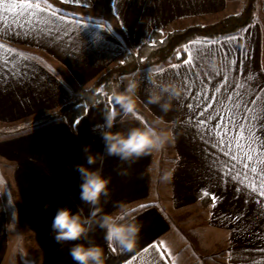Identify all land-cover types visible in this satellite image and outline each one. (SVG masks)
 <instances>
[{"label": "crops", "instance_id": "0c3cea01", "mask_svg": "<svg viewBox=\"0 0 264 264\" xmlns=\"http://www.w3.org/2000/svg\"><path fill=\"white\" fill-rule=\"evenodd\" d=\"M243 1L14 0L51 5L47 15L55 10L71 28L63 39L15 26L0 31V264H73L72 244H57L50 237L51 221L56 208L75 211L80 203L79 174L70 166L84 163V145L103 152L111 96L107 104L88 105L71 123L57 108L126 49L137 48L153 29L215 21L239 11ZM101 14L105 17L97 18ZM189 49L194 56L190 65L184 63ZM182 52L180 61L155 63L115 81V91H123L128 78L136 79L139 89L136 116L123 122L117 117L112 131L152 125L159 118L158 127L170 131L174 140L164 150L165 187L152 186L150 177L161 152L132 165L130 177L117 175L120 162L115 157L105 159L103 175L111 177V199L104 211H115L119 203L150 207L135 213L142 229L133 250L110 249L100 230L94 239L105 248L106 264H178L184 262L181 252L189 248L195 249L188 255L194 258L190 264L199 259L196 252L205 254L209 264V254L214 258L219 251L218 264H264V197L233 179L243 166L214 146L218 137L210 131L233 114L238 113L240 122L251 118L246 107L264 109V0H258L254 20L240 31L189 41ZM186 71L187 80L182 75ZM168 81L178 82L184 91L165 114L148 104L147 96L154 82ZM228 127L229 135L238 131ZM257 134L264 139V130ZM233 164L236 171L229 175ZM45 204L50 205L47 210ZM181 229L187 231L185 243ZM161 242L165 248L153 251Z\"/></svg>", "mask_w": 264, "mask_h": 264}, {"label": "clouds", "instance_id": "9594fccd", "mask_svg": "<svg viewBox=\"0 0 264 264\" xmlns=\"http://www.w3.org/2000/svg\"><path fill=\"white\" fill-rule=\"evenodd\" d=\"M138 89L139 82L128 78L123 91L111 93L112 106L105 122L107 131L102 135L103 152H93L90 145H84L81 149L84 163L70 166L79 174L80 203L75 206V211L68 206L56 208L49 234L57 244H72L69 256L73 264H106L105 248L94 239L97 230L103 232V240L110 249L131 251L137 246L142 224L135 215V208L119 203L114 205L115 211H104L103 206L111 199V177L103 175L105 159L115 157L120 162L117 175L130 177L132 165L141 158L161 152L174 140L170 131L158 127L162 122L159 118L152 125L130 127L124 132L112 131L117 117L123 122L126 118L136 116ZM183 91L182 86L175 81L154 82L153 88L148 91L147 103L157 105L166 114L172 110L173 101L179 100ZM97 164L98 167H93ZM167 179V174L161 176V180ZM84 206H87V214ZM49 207L45 204L44 210ZM20 239L18 237V243Z\"/></svg>", "mask_w": 264, "mask_h": 264}, {"label": "snow or ice", "instance_id": "6c2138e0", "mask_svg": "<svg viewBox=\"0 0 264 264\" xmlns=\"http://www.w3.org/2000/svg\"><path fill=\"white\" fill-rule=\"evenodd\" d=\"M49 9H51V5L42 6L39 2L18 3L14 2V0H0V31L5 29L12 30L15 26L19 29L27 28L29 33L38 30L40 33H45L55 39L68 37L71 25L64 20L63 16L57 18L55 10L51 11L50 16L47 15ZM41 24L44 27H40ZM232 39H235V37H232ZM188 51V59L184 63L190 65L194 56L192 50L189 49ZM173 67L179 66L173 65ZM182 75L186 80L190 79L187 71ZM193 84L194 82L188 84L187 87L191 88ZM188 107L191 108V105H188ZM235 107L238 108L239 104L235 105ZM245 111L252 113L251 118L246 116L244 122H240L236 119L238 113L233 114L230 118L222 119L221 123L210 131L214 132L218 137L214 146H220L225 156H230L233 161L243 166L233 176V179L238 180L241 184H246L252 192H258L261 197H264V150H261L264 149V139L257 134L258 131L264 130V116L259 114L264 109H250L246 107ZM203 125L204 121H199V126ZM228 125H232V128L238 129V131L229 135L231 129ZM216 163V161L212 162L213 165H216ZM219 164L223 167L225 162L220 161ZM258 167L260 168L259 173L257 171ZM232 171H236V164L232 165L227 174L231 175ZM253 176L255 179H253ZM257 180L259 181V187H257ZM205 195H207L206 192ZM147 207H150V205L142 204L135 208L134 211L138 212ZM152 248L153 251H156L164 249L165 246L161 242L158 245H153ZM144 251L147 252L148 248H145ZM160 255L162 258L164 252L161 251ZM153 260H156V257H153ZM173 264H175L174 261Z\"/></svg>", "mask_w": 264, "mask_h": 264}, {"label": "trees", "instance_id": "16d2710c", "mask_svg": "<svg viewBox=\"0 0 264 264\" xmlns=\"http://www.w3.org/2000/svg\"><path fill=\"white\" fill-rule=\"evenodd\" d=\"M258 0H246L237 12L208 23H191L182 27L153 29L148 38L135 49H126L108 68L98 74L86 87L81 88L56 110L71 123L85 108L98 101L109 102L115 91V81L146 66L168 60L180 61L182 47L192 40L210 41L240 31L255 18Z\"/></svg>", "mask_w": 264, "mask_h": 264}, {"label": "rangeland", "instance_id": "374dc122", "mask_svg": "<svg viewBox=\"0 0 264 264\" xmlns=\"http://www.w3.org/2000/svg\"><path fill=\"white\" fill-rule=\"evenodd\" d=\"M238 2H239V0H238ZM243 2H244V4H243ZM242 2V6L240 7V9L245 5V2H246V0L245 1H243ZM239 5V4H238ZM238 7V6H237ZM233 9H234V7H233ZM235 9H238V8H235ZM103 15V16H102ZM105 16H104V14H101V15H97V18H104ZM160 129H162V128H160ZM165 130H167L166 128H165ZM165 148L161 151V158H160V160H158L157 162H155L154 161V164H153V166H154V168L152 169V172H150V177H151V185L153 186V185H155V184H157V185H162L163 187H165V183L167 182V180H161V176L162 175H165V174H167V167H165V162H166V160H165ZM154 160H155V158H154ZM159 167H160V169H159ZM161 183V184H160ZM182 230V232H183V236H184V243H185V239H186V234H187V231L185 232V230L184 229H181ZM191 240V239H190ZM184 243L182 244V242H181V247L184 245ZM172 245V244H171ZM174 247H172L171 246V249L169 250V251H171L170 252V254L172 255V253H174L175 251H174ZM192 250L193 251H191L190 250V248H189V250L187 249V251L184 253L183 251L181 252V257L184 259V262H185V264H190V262L192 263V260H194V258H188V255H190V254H192L193 252H195L194 250L195 249H193L192 248ZM174 251V252H173ZM175 255V254H174ZM177 255H180V254H177ZM196 255H198V260H197V262H195V264H205L206 263V258L207 257H205L206 255L205 254H201V253H198V252H196ZM223 254L221 253V251H219L218 252V254L217 255H214V258H211V256H212V254H209V258L210 259H208V262H209V264H215L214 262H217V264H218V262L221 260V256H222ZM173 256V255H172ZM175 257V256H174ZM180 257V256H179ZM179 257H176V259H178V260H181V259H179ZM195 260V261H196ZM204 260V261H203ZM177 261V260H176ZM184 262H182V263H179L178 262V264H184ZM177 264V263H176ZM194 264V263H193ZM207 264V263H206Z\"/></svg>", "mask_w": 264, "mask_h": 264}]
</instances>
